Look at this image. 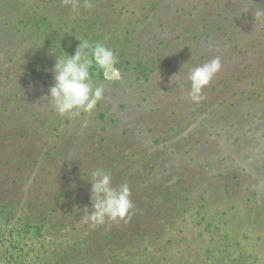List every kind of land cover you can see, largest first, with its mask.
Here are the masks:
<instances>
[{
  "label": "rangeland",
  "instance_id": "374dc122",
  "mask_svg": "<svg viewBox=\"0 0 264 264\" xmlns=\"http://www.w3.org/2000/svg\"><path fill=\"white\" fill-rule=\"evenodd\" d=\"M58 2L0 0V194L20 206L51 202L73 189L74 176L84 189L66 193L57 210H84L91 172L103 169L114 187L129 185L134 208L127 221L100 226L125 237L121 246L140 231L146 263L216 264L204 260L228 249L264 264V26L252 14L264 0H78L75 11ZM108 3L124 8L119 18L108 20ZM92 13L113 33L103 39L117 64L92 76L104 89L92 113L61 118L43 100L61 50L30 19L71 26ZM64 35L73 36L68 27ZM217 56L222 69L193 104L188 69ZM37 58L47 69L33 73ZM84 216L74 224L88 233Z\"/></svg>",
  "mask_w": 264,
  "mask_h": 264
},
{
  "label": "trees",
  "instance_id": "16d2710c",
  "mask_svg": "<svg viewBox=\"0 0 264 264\" xmlns=\"http://www.w3.org/2000/svg\"><path fill=\"white\" fill-rule=\"evenodd\" d=\"M56 1L58 4V0ZM105 6H107L106 2ZM108 8L112 9L111 13L107 15L108 20L116 17L117 11L119 14L123 13L124 10L121 7L119 9L114 7L112 3H108ZM32 15L34 18L38 17L36 9L32 11ZM117 16L119 18L121 14ZM34 18L30 19L32 27L38 29V32L51 30L54 40L58 42V49L69 56L74 55L81 40H87L93 45L100 42L109 47L107 41L103 39L105 34L108 36V28L103 27L104 23L102 25V22L98 20L101 18V14L93 15L92 13L91 17L82 21V24L75 21L76 24L71 26L66 21L52 20L49 15L42 17L41 20ZM103 20L106 21L107 18ZM65 27L69 28L73 36L67 37L64 35ZM108 30L110 31V29ZM112 35L113 33L110 31V40ZM116 41L119 43L118 38ZM44 62H46L44 59H35L34 68H31V72H37L36 67L39 66H42L43 70L47 69ZM90 73L91 76H94L95 74H101L102 70L93 65ZM30 74L32 73H27L24 76L27 78ZM9 79V77L6 78V81L8 82ZM36 102L37 97L33 98V104H36ZM260 142L262 141L253 140L254 146L256 143L260 144ZM193 158L192 155L186 154L184 157L185 161L190 163ZM68 162L65 156H61V164L67 166ZM84 175L86 174L82 173L83 177ZM70 177L69 183L73 189L70 192L69 189H61L63 193H61V190L57 192L51 202L43 200L46 198L38 197L33 202L30 201L27 205L20 206V202L15 204L14 201L0 194V264H150L145 262L150 249L143 245L144 240H141L143 236L140 231H136L132 237L128 236L130 241L121 246L120 243L124 242L125 237L115 236L113 228L109 230L102 229L100 225H91L89 228L88 225L85 226L88 233H84L81 230L82 228L78 230V227L74 224L76 221L73 219V215L79 217L85 212L80 205L75 208L68 207L66 211L62 210L63 208L61 211L57 210L62 205L60 200L65 197L66 193H73L74 196L77 190L84 189L83 185L72 180L74 176ZM177 182L182 184V179H178ZM47 197H49V194H47ZM186 198L187 196L184 197V199ZM246 201L250 202L251 200ZM86 207L90 211L91 204ZM145 223L148 227L146 230L149 232L151 229L147 226L149 222L145 221ZM158 238L159 235L155 237V240H158ZM122 247H126L125 251L121 250ZM249 255H243L240 252L231 253L227 249V251L222 252L221 256L205 258L204 262L226 264L227 262L230 263V260L236 259L238 262L241 261L240 264H244L246 258L252 257V255Z\"/></svg>",
  "mask_w": 264,
  "mask_h": 264
},
{
  "label": "clouds",
  "instance_id": "9594fccd",
  "mask_svg": "<svg viewBox=\"0 0 264 264\" xmlns=\"http://www.w3.org/2000/svg\"><path fill=\"white\" fill-rule=\"evenodd\" d=\"M65 2L71 3L73 11L78 7V0ZM85 7H91L87 0ZM252 14L255 24L264 26V8L256 7ZM116 64L117 58L113 50L105 44L97 42L93 45L87 40H81L74 55L59 52L53 68L55 82L43 100L61 118L79 117L81 113L90 114L104 99V89L94 85L90 69L95 65L99 70L108 71L114 69ZM221 69L222 62L218 56L200 66L189 68L186 76L188 86L185 90L187 99L193 104L201 103L205 99L204 89ZM181 87L184 85L181 84ZM89 183L91 208L90 211L89 208H84V221L93 226L127 221L134 208L129 185L125 182L114 187L111 173L103 169L93 170Z\"/></svg>",
  "mask_w": 264,
  "mask_h": 264
}]
</instances>
